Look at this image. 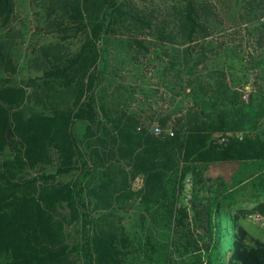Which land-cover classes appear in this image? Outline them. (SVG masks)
I'll list each match as a JSON object with an SVG mask.
<instances>
[{
  "label": "trees",
  "instance_id": "obj_1",
  "mask_svg": "<svg viewBox=\"0 0 264 264\" xmlns=\"http://www.w3.org/2000/svg\"><path fill=\"white\" fill-rule=\"evenodd\" d=\"M35 1L43 10L36 29L56 42L33 50L40 75L13 84L21 34L12 26L15 0H0V264H264V242L238 216L232 250L224 246L222 222L207 202H191L203 217L206 242L198 250L205 260L174 262L169 250L174 229L189 219L179 199L195 167L264 166V99L256 107L251 98L242 102L223 72L213 83L190 81L192 106L169 137L170 116L156 115L160 133L149 132L105 78L109 38L123 27L149 29L171 45L207 37L195 0L173 6L168 26L128 0ZM263 2L255 0L253 9ZM258 30L264 43V24ZM136 179L142 186L133 191ZM131 203L138 217L130 230L115 211ZM73 223L84 237L70 246L66 229Z\"/></svg>",
  "mask_w": 264,
  "mask_h": 264
},
{
  "label": "rangeland",
  "instance_id": "obj_2",
  "mask_svg": "<svg viewBox=\"0 0 264 264\" xmlns=\"http://www.w3.org/2000/svg\"><path fill=\"white\" fill-rule=\"evenodd\" d=\"M127 2L146 14H152L156 19L154 23L160 26L170 25L173 22L172 7L184 4V0ZM195 2L208 31L207 37L195 40L189 45L159 42L155 39L154 32L149 29L137 31L123 27L109 38V74L105 77L107 82L126 99L129 108L143 107V110H147L150 106L152 110H157L159 107L164 110V114L172 115L167 128H173L180 116L192 106L189 92L194 85H190V81L213 83L220 72L225 74L227 84L239 93L242 102L247 103L251 98V104L256 107L264 99V96H260V92L264 90V43L258 30L264 24V2L259 12L253 9L255 0ZM15 4L12 26L20 32L21 38L13 50L17 72L12 82L19 84L22 80L40 75L31 65L33 50L56 42V38L36 29L43 24V10L39 2L15 0ZM170 30L171 28L167 29V32ZM135 41L143 42L147 50L140 49ZM71 48L74 49L75 46L72 45ZM191 51L194 53L193 58H188ZM255 78L260 80L256 82ZM181 79L184 80L183 83ZM182 87H186V90ZM246 88H250L251 93L248 99H243ZM262 108L259 112L264 117V105ZM142 119L147 125L158 126L155 121ZM79 126L81 129L78 133L81 134L84 125ZM192 173L191 186L185 189L179 199V207L188 208L189 219L183 227L174 229L169 241L174 262L181 261L180 258H186L188 262L196 261L197 259L191 258L197 256H203L201 262L205 260L203 253L198 250L203 249L206 242L203 229H199L203 217L197 211L193 212L191 202L196 205L207 202L212 217L216 221L221 220L226 248L232 250L236 216L241 226L264 242V166L225 164L210 166L206 170L195 167ZM62 179L67 181L70 177ZM219 184L222 186L220 194H217L215 190L219 188ZM141 186L142 180L136 179L132 183V190L137 191ZM123 207L117 208L115 212L121 223L131 230L138 217V207L135 203ZM238 208L242 210L236 211ZM66 234L70 246H74L84 237L80 223L67 226Z\"/></svg>",
  "mask_w": 264,
  "mask_h": 264
},
{
  "label": "crops",
  "instance_id": "obj_3",
  "mask_svg": "<svg viewBox=\"0 0 264 264\" xmlns=\"http://www.w3.org/2000/svg\"><path fill=\"white\" fill-rule=\"evenodd\" d=\"M111 91H113L112 88H111ZM161 103H163V102L161 101ZM163 111L164 110H161L159 107L157 108V110H152L149 106L147 110H143V107H139L138 109L137 108L135 109V108H131V107L129 108V106H128L129 114H135L137 118L138 117L140 118L141 123H144V124H145V122H143L142 118H147L148 121H151V120L155 121L154 119L156 118V115H157V117H160V116L163 117L164 115H166L163 113ZM167 115L172 117V115H170L169 113ZM239 210H242V208H238V210H236V211H239Z\"/></svg>",
  "mask_w": 264,
  "mask_h": 264
},
{
  "label": "built area",
  "instance_id": "obj_4",
  "mask_svg": "<svg viewBox=\"0 0 264 264\" xmlns=\"http://www.w3.org/2000/svg\"><path fill=\"white\" fill-rule=\"evenodd\" d=\"M250 93H251V89H250V88H246V89L244 90V92H243V96H242L243 99H248ZM145 126H146L145 128H146L149 132H151V133H154V134H159V133H160V129H159V127H158L157 125H147V124H145ZM167 134L169 135V137H173V136H174V132H173V130L170 129V128L168 129ZM227 137H228V136H225V137L223 136V137H221V139L219 140V142H220V143L225 142V141L227 140ZM184 186H185V189L189 188V187L191 186V182H190V180H186Z\"/></svg>",
  "mask_w": 264,
  "mask_h": 264
},
{
  "label": "water",
  "instance_id": "obj_5",
  "mask_svg": "<svg viewBox=\"0 0 264 264\" xmlns=\"http://www.w3.org/2000/svg\"><path fill=\"white\" fill-rule=\"evenodd\" d=\"M10 134H11V132L10 131H7V140L10 139Z\"/></svg>",
  "mask_w": 264,
  "mask_h": 264
}]
</instances>
